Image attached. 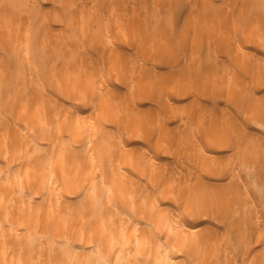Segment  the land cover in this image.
I'll list each match as a JSON object with an SVG mask.
<instances>
[{
  "label": "clouds",
  "instance_id": "1",
  "mask_svg": "<svg viewBox=\"0 0 264 264\" xmlns=\"http://www.w3.org/2000/svg\"><path fill=\"white\" fill-rule=\"evenodd\" d=\"M0 264H264V0H0Z\"/></svg>",
  "mask_w": 264,
  "mask_h": 264
}]
</instances>
